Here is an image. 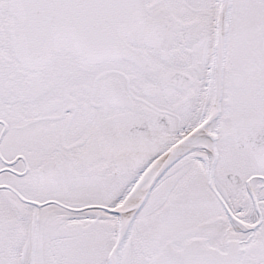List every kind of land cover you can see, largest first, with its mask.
<instances>
[{
    "label": "snow or ice",
    "instance_id": "snow-or-ice-1",
    "mask_svg": "<svg viewBox=\"0 0 264 264\" xmlns=\"http://www.w3.org/2000/svg\"><path fill=\"white\" fill-rule=\"evenodd\" d=\"M0 264H264V0H0Z\"/></svg>",
    "mask_w": 264,
    "mask_h": 264
}]
</instances>
